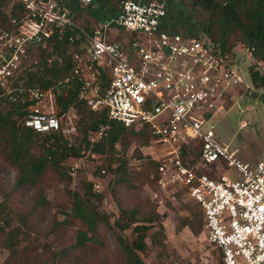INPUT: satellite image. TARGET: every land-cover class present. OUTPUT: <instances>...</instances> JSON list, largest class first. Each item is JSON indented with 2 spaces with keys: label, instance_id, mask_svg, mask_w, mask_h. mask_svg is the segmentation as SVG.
<instances>
[{
  "label": "built area",
  "instance_id": "built-area-1",
  "mask_svg": "<svg viewBox=\"0 0 264 264\" xmlns=\"http://www.w3.org/2000/svg\"><path fill=\"white\" fill-rule=\"evenodd\" d=\"M11 1L22 15L11 19V30L0 29V92L11 93L8 82L21 64L53 37L77 44L72 75L80 83L79 99L126 128L150 130L157 188L170 201L201 211L207 243L223 264H264V154L252 164L240 161L218 142L212 123L240 84L232 55L175 25L167 0H121L114 16L90 30L75 14L95 0ZM27 101L25 126L67 138L76 134L71 110L56 113L53 88L30 89ZM106 128L89 142L101 140ZM216 162L225 175L218 174L220 167L208 171ZM79 168L74 160L70 174Z\"/></svg>",
  "mask_w": 264,
  "mask_h": 264
},
{
  "label": "trees",
  "instance_id": "trees-1",
  "mask_svg": "<svg viewBox=\"0 0 264 264\" xmlns=\"http://www.w3.org/2000/svg\"><path fill=\"white\" fill-rule=\"evenodd\" d=\"M167 1L172 9L175 1L180 7L175 25L186 29L188 23L185 20L180 23V18L185 17L195 33L206 37L223 54L233 55L236 46L248 51L253 60L248 73L256 90L252 94L264 103V94L258 93L264 90V0ZM21 15L20 4L0 0L1 30H11V19ZM77 50V44L53 37L39 50L36 63L16 75L11 93L0 92V249L8 251L2 264H113L107 244L109 235L114 237L115 248L125 264H143L140 255L147 252L145 239L154 228L157 215L154 209L146 211L140 190L145 184L156 187L159 164L137 152V159L146 161L141 171H132L126 152L132 144L149 145L153 137L147 127L126 128L109 119L106 110L92 111L79 99L80 83L72 75V58ZM67 79L69 83L65 82ZM35 88L54 89L59 114L69 109L75 111L78 119L75 138L68 139L59 132L37 133L25 126L30 104L27 91ZM104 126L105 136L90 143L91 134ZM87 152L108 158L105 168L114 175L111 187L114 195L120 186L128 190L125 199L118 201L121 215L112 224L91 203L92 199L98 202L102 199L93 192L92 182H82V194L70 189L72 179L67 163L84 158ZM6 171L14 174L12 183L3 176ZM55 185H62L61 192L50 200L48 191ZM189 209L181 226L197 234L203 227V216L198 208L200 214L194 208ZM46 216L50 220L43 236L39 222H46ZM193 218L199 219V229L193 228ZM128 230L133 236L131 240L118 235ZM162 231L159 226L154 243L163 239ZM59 236L68 239L60 249Z\"/></svg>",
  "mask_w": 264,
  "mask_h": 264
},
{
  "label": "rangeland",
  "instance_id": "rangeland-1",
  "mask_svg": "<svg viewBox=\"0 0 264 264\" xmlns=\"http://www.w3.org/2000/svg\"><path fill=\"white\" fill-rule=\"evenodd\" d=\"M109 7L117 9L121 0H103ZM172 17L178 18V3L173 2ZM96 7L95 5L92 6ZM7 8V7H6ZM5 8V10H6ZM105 9L104 7H100ZM95 9V11H94ZM88 9L84 13H81L80 18L86 26L93 27L102 22V19H107L104 13L97 8ZM105 12V10H104ZM181 14V13H180ZM97 15L103 17L98 18ZM97 16V17H96ZM188 23L187 30L193 31L191 23L185 19L180 18V23L184 21ZM182 30V29H181ZM39 51L33 53L29 59L24 60L21 64L19 71L31 67L38 58ZM232 63L233 70L240 78V84L236 89V94L227 101L220 105V109L214 114L212 123L215 126V136L220 144L227 146L229 151L235 152L237 159L245 163H254L260 160L264 154V103L258 98L253 96V92L256 91L251 84L248 67L253 63L248 51L241 47L236 46L233 50ZM15 81V80H14ZM14 81H9L8 85L11 88ZM259 94H264V90H258ZM71 110V114L75 115L76 134L68 139H73L77 136V116L75 111ZM44 111V110H43ZM46 111V110H45ZM58 111L56 110V113ZM140 152L142 157H149L154 159L158 157L154 145L149 143L147 146H140L138 144H132L127 150L126 157L128 158V165L132 171H141L144 167L142 164L144 160L137 159L136 153ZM77 160L80 168L76 171L75 175L70 174V167L73 161ZM108 158L102 155L91 154L87 152L84 158L71 159L68 161L67 166L69 168V175L71 177L70 189L78 191L82 194V182L89 181L99 184V189L96 190L93 187V192L100 194L102 199L98 202L96 199H92L91 203L97 206V210L102 214L105 213L109 218V223L112 224L118 217H120L118 201L124 200L128 195V190L124 186H120L115 191L116 195L111 191L113 187L114 175L106 171V165ZM216 167H220L218 170L219 175H225L226 168L221 165L220 162H216L214 165L208 168L211 172ZM101 170H104V174L101 175ZM98 175L96 176V174ZM5 179L12 183L14 174L6 171L3 173ZM62 185L54 186L48 191V198L50 200L55 199L57 193L61 192ZM140 197L146 201V211L155 210L157 219L154 222V228L148 232V236L145 239L147 245V252L144 255H140L143 260V264H223L220 260L221 253L208 245L206 240V232L201 228L196 234L192 229L186 226H181L182 221L190 213L189 208H194L197 214H200L199 210L195 206H187L179 202L170 201L164 194L157 188H152L145 184L140 190ZM54 212V211H53ZM44 217V216H43ZM59 220L63 219V216H58ZM50 217L46 216L45 221L39 226L43 230L41 235H45L46 229L44 228L48 224ZM193 228L199 229V219L193 218ZM51 222V221H50ZM159 226H162L163 231L160 235L163 239L153 242L155 233H159ZM74 236L73 234H71ZM119 236L131 240V230L123 233H118ZM159 238V237H158ZM157 238V239H158ZM58 249L65 246L68 239L66 237L59 236L57 240ZM108 251L110 259L113 264H125L123 256L116 250L114 237L109 235L107 238ZM8 257V251L0 249V264H2Z\"/></svg>",
  "mask_w": 264,
  "mask_h": 264
},
{
  "label": "crops",
  "instance_id": "crops-1",
  "mask_svg": "<svg viewBox=\"0 0 264 264\" xmlns=\"http://www.w3.org/2000/svg\"><path fill=\"white\" fill-rule=\"evenodd\" d=\"M105 2H107V1H103V0H95L94 1V3L92 4V6L93 5H95L96 7H94V8H97L98 7V10H101V12L102 13H104L105 15H106V17L107 18H111L112 16H114V9L112 8V7H109V5H107ZM92 6H89V7H87V8H85V9H79L77 12H76V14H75V19L79 22V23H81L83 26H85L86 27V25L83 23V22H81V20L83 21V19L82 18H80V15H81V13H84L85 11H88V9H94ZM100 7H104L105 9V12H104V10H103V8H100ZM94 11H95V9H94ZM98 16V17H97ZM96 17H97V19L99 18H103V17H101V16H99V15H97ZM107 19H102V22L103 21H106ZM101 22H99V20H98V25L100 24ZM97 26V25H96ZM241 161V160H240Z\"/></svg>",
  "mask_w": 264,
  "mask_h": 264
}]
</instances>
